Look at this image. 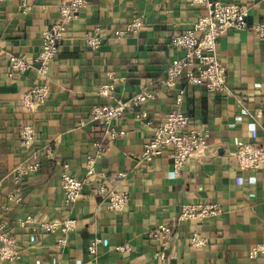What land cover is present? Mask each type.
Instances as JSON below:
<instances>
[{
  "label": "crops",
  "instance_id": "0c3cea01",
  "mask_svg": "<svg viewBox=\"0 0 264 264\" xmlns=\"http://www.w3.org/2000/svg\"><path fill=\"white\" fill-rule=\"evenodd\" d=\"M65 1L0 0V223L15 254L0 264H264V169L240 170L234 157L245 144L264 149V40L250 31L264 19V0H211L241 6L248 15L247 30L228 31L216 44L229 94L189 86L183 77L173 89L163 85L169 64L183 56L170 39L204 17L203 8L191 0H89L66 28L46 80V102L29 112L21 100L38 80L32 71L11 74L5 55L36 58L41 33L57 22ZM24 2L31 6L26 14ZM134 19L141 28L119 35ZM86 36L97 37L94 47L86 44ZM142 90L152 98L138 109L153 125L183 90L180 111L188 129L208 131L204 154L190 157L177 174L167 149L150 162L134 159L153 136L152 126L135 120L137 109L130 105ZM118 103L129 106L112 122L118 136L87 177L86 159L95 156L94 145L104 136L91 110ZM25 125L34 128L35 149L50 157L24 180L22 202L15 205L6 197L14 191L11 171L21 159L18 131ZM65 165L83 184L68 208L60 183ZM98 186L127 194L121 212L106 208L94 192ZM184 205H215L219 213L201 222H178ZM66 219L74 220L75 229L62 247L58 231L45 234L38 228L44 221ZM161 224L171 228L166 246L152 236ZM193 234L206 241L204 247L190 246ZM95 239L92 256L87 247ZM125 245L128 250H117Z\"/></svg>",
  "mask_w": 264,
  "mask_h": 264
},
{
  "label": "built area",
  "instance_id": "2783aa9c",
  "mask_svg": "<svg viewBox=\"0 0 264 264\" xmlns=\"http://www.w3.org/2000/svg\"><path fill=\"white\" fill-rule=\"evenodd\" d=\"M89 0H67L59 4L58 20L51 24L41 33V47L36 58L26 61L13 55H5L9 63L11 74L19 75L28 71L34 72L38 83L25 94L21 100V105L29 112H33L46 102L49 91L46 80L62 43L66 28L72 22L78 20L81 12L87 7ZM191 4L205 10L204 17L197 20L192 28L181 34H176L170 39V46L181 52L183 56L173 60L165 73L164 87L175 88L176 80L183 77L189 86H200L208 92L218 94H229L226 88V72L223 65L216 57L217 40L226 32H241L249 28L247 23V12L243 7L234 4H226L211 0H191ZM31 10L27 3L22 4V13L26 14ZM142 24L139 19H134L126 25L119 35H126L137 32ZM254 36L264 40V19L257 25L250 28ZM86 44L94 47L97 43L96 36H86ZM1 57V51H0ZM184 91L180 90L175 96L173 108L164 119L153 125L148 119L145 111L138 108L152 98L147 90H142L131 100L130 105L137 109L134 113L135 120L145 122L147 126H152L153 136L143 145L142 152L135 157L138 162H150L155 157L161 155L163 149L169 151L174 172L177 174L186 161L193 156H202L208 147L209 134L207 130H189L188 118L181 113ZM128 104L118 103L114 106L105 105L94 107L91 110V119L99 121L104 129L102 143H96L97 153L93 157H88L85 162V172L87 177L95 173V164L100 160L111 144L118 136V132L112 127V122L120 119ZM35 131L33 126H22L18 131V144L22 155L20 162L11 171V179L14 191L6 197L7 203L18 205L22 202V185L24 180L40 169L41 159H48V151L38 152L35 149ZM237 167L240 170H261L264 169V149L252 144L240 146L234 153ZM104 178L103 174H99ZM61 191L63 194V205L68 208L74 204L81 195L82 182L72 177L68 172L67 165L63 166L60 175ZM95 194L104 198L106 208L109 211L121 212L128 200L126 193L107 191L103 186H98L94 190ZM219 209L215 205H184L180 209L178 222L195 220L201 222L202 219L215 216ZM29 222V219L19 222L22 227ZM4 226L0 223V259L12 260L15 254L9 249L13 241L3 234ZM38 228L45 234H53L58 231L62 236L57 240V245H65V236L75 229L74 220L66 219L63 222L44 221ZM166 246L171 236V228L168 225H158L152 234ZM99 240H93L87 247V252L94 256ZM190 246L202 248L206 241L198 235L193 234L189 238ZM128 246H122L117 250L124 252ZM253 257L257 255V249L252 251Z\"/></svg>",
  "mask_w": 264,
  "mask_h": 264
}]
</instances>
